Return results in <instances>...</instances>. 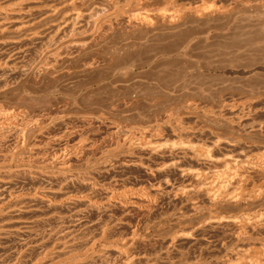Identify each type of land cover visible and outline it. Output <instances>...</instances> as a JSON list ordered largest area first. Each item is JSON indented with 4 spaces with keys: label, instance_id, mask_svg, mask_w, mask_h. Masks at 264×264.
<instances>
[{
    "label": "rangeland",
    "instance_id": "obj_1",
    "mask_svg": "<svg viewBox=\"0 0 264 264\" xmlns=\"http://www.w3.org/2000/svg\"><path fill=\"white\" fill-rule=\"evenodd\" d=\"M71 1L46 0L43 4L48 9L55 10L53 5L60 9L43 18L52 11L37 7V0H0L1 12L23 8L21 19L12 17L16 21L10 29L17 27L21 20L31 23L38 18L25 30L17 32L13 27L11 31L0 30V63L5 62L11 49L23 50L18 59L0 64V76L16 64H31L34 51L43 43L41 39L30 42L26 38L39 30L44 34V41L52 38L49 50H62L67 55L57 66L62 70L58 79L53 80L49 73L40 70L43 66H38L25 76L26 85L36 82L74 89L81 80L106 77L100 82L102 86L97 83L91 86L95 93L93 89L84 91L83 98L55 94L56 98L30 97L32 101L22 92L24 87H15L19 79L23 82L20 71L16 72L18 75L6 76L5 80L11 85L3 88L4 94L0 89V107L4 110L28 99L20 104L32 106L33 111H45V114L46 111L62 114L65 110L64 116L68 117L63 118L61 124L54 122L55 127L49 124V132L45 130L40 135L38 131L43 125L29 123L28 126L25 124L28 122L19 125V128L25 125L24 129L21 127L25 131L21 134L25 136L23 146L20 129H14L16 133L20 131L17 134L12 129L0 132V206L6 207L18 199L0 219V264H30L33 260L34 264L37 257L36 264L79 261L81 264H125L128 254L135 256L137 264H156L153 260L164 255L171 256L173 264H180L181 255L194 263L198 260L197 264L223 258L226 253L223 244L230 241L233 231L227 228L199 230L202 221L215 209L204 207L194 211L181 196L161 194L159 181L161 184L169 178V184L175 188L180 183L178 172L168 168L158 170L156 164H160L162 158L148 157L141 148H134L132 139L202 141L213 144L216 155L226 151L234 155L264 152V0H119V8L111 0ZM134 14L140 19L129 20ZM147 15L152 18L151 22L142 21ZM40 16H43L41 20ZM191 38H195V42L191 43L190 56L165 59L162 66H167V71L161 75L144 71L132 73L120 68L112 76V63L121 67L138 63L152 53L167 55ZM6 41H10L9 44ZM91 62L93 65H88ZM19 96H23L21 100ZM67 120L77 125V132ZM66 128L72 133L68 135ZM34 136L39 137L34 139ZM32 138L34 143L31 144ZM215 139L224 144L220 142L222 145L219 143L216 147L218 145L212 143ZM70 144L80 151L73 146L71 149ZM66 146L70 149L68 152ZM61 157L68 158L65 164L70 165L58 171L54 165L59 160L64 161ZM90 190L95 196L93 199L85 197V192ZM111 191H115L114 198L106 204L103 199ZM127 191L133 192L138 202L127 203L116 195V192L127 194ZM71 193L75 197L67 199ZM223 208L224 212L231 211L230 207ZM180 227L197 228L195 239H180L170 247V237ZM66 236L76 242L72 247L71 240V249L61 246ZM92 240L97 241L90 242ZM261 242L263 238L259 237L250 244ZM87 245H92V249L85 251L91 248ZM100 248L105 251L101 256ZM73 252H76L74 256ZM93 255L98 257L91 261ZM145 258H149V262ZM158 263L167 264V261Z\"/></svg>",
    "mask_w": 264,
    "mask_h": 264
},
{
    "label": "bare ground",
    "instance_id": "obj_2",
    "mask_svg": "<svg viewBox=\"0 0 264 264\" xmlns=\"http://www.w3.org/2000/svg\"><path fill=\"white\" fill-rule=\"evenodd\" d=\"M45 1L46 0H37L36 6L37 7H41V8L45 7V8L48 9L49 7L47 5H45V4H43V2H45ZM74 1H77V0H72L71 2H74ZM111 1L114 2L116 8L120 7V4H119L120 1L119 0H111ZM64 5H66V4H64ZM53 6H54L53 9H55V10L57 8H59L58 6L57 7H55V5H53ZM59 9H57V10H59ZM55 10L52 11V9H48V11L49 12L52 11V13L47 14L46 12H44V13H46L47 16L44 14L45 16L44 17L40 16L39 20L42 19L41 17H43V18L47 17L48 18V16L52 15L54 12L57 11V10L56 11ZM120 10H122V9H120ZM22 11H23L22 6L21 7H15L14 9H12L9 12H3V11L1 12L0 11V30L1 31L3 30V32H4V30H5V32H6V30L7 31L8 30L11 31L12 27L15 26V25H13V23H14V21H16L13 18L14 17L15 18L19 17L20 18L22 16ZM121 16L124 17L125 16L124 13H122ZM161 16H168V15H166L164 13H161ZM133 18L135 20L140 19V17L138 15H136V14L131 15V16L128 17V19L131 20V21L133 20ZM37 19H35V20H37ZM35 20L33 19L32 22L35 21ZM65 20L67 21L66 17H65ZM142 21L143 22H148V21L151 22L152 18H150V16L147 15V16H145L143 18ZM19 23H17V24H19L17 27H15V28L13 27V29L15 31H17V32L21 31V30H25L31 24L29 21H22V20ZM10 25H13L11 27V29H10ZM58 29H59V27H58ZM0 33H2V32H0ZM18 34H20V33H18ZM43 35H44L43 32L39 31V30L31 32L30 34H28V36L26 38L27 41L30 40V42H33V41H37V40L41 39L42 43H43L42 46L34 51L33 58H31L32 60L29 62L31 64H28V65L23 64L21 66H17V64H16L12 68L10 67L11 69H9V71L7 69L8 72H6V73L4 72L0 76V82L5 80L7 75L9 76V74L12 75V73H16V72L19 73V71H20L21 74H19V75H23L22 76L23 80L21 79V81H23V82H19L20 81V79H19L18 80V84L15 83V82H13V83H15V85L17 84V86H15L16 89L24 87V89H22V92L25 93L26 95H28L29 99H31L33 97L37 98V97H44V96L45 97L46 96H50V97H55L56 98L57 96H55V94H62V95H65V96H71L73 98L74 97L78 98V97H82L81 95H84L83 94L84 91L85 92H86V90L91 91V89L94 90V87L91 88V86H94L96 83L100 84V85L102 84L100 82L104 81L103 79L106 78V77H100V78H97V79H88L86 81L81 80L82 82H80V83L78 82V84H77V82L75 83V84H77V86L75 85V87H74V85H73L74 89L71 86H70L71 89H66L67 87L63 88V87H60L58 85H56V86L55 85L54 86L53 85L52 86H48V85H43V84L36 83V82L34 84L33 83H28L29 85H26L28 80L25 79V78H27L25 76L28 75L32 70H34L35 67H38V66L39 67L43 66V69H40V70L41 71L43 70L42 72H44V73H49L53 80L58 79V77L61 76L60 74H62V72H61L62 70L58 69L57 66L60 63V61L62 60V58L67 55V52L62 51V50H58V51L49 50L48 45L52 41V38L51 39H47V40L44 41L43 40V38H44ZM192 39L193 38L189 39L188 42L186 41V42L180 44L179 46H177L173 50V52H171L170 54H167V55L166 54H159V53H152L146 59H144V60H142V61H140L138 63H132V64H128V65L121 66V67L117 66L114 63H112V64H110V66H111L110 69L112 70V76H115L117 74V72H119L120 68L128 69L132 73H136L138 71H140V72L144 71V72H152L153 74L161 75V72L167 71V66H162L163 61L165 59L171 58V60H173L175 58V60H178V59L190 56L189 50L191 49V43L195 42L194 41L195 38L193 40ZM10 41H12V40H10ZM6 42H8V41H6ZM9 42H8V44H9ZM22 51H23L22 49H17V48L11 49V51L8 52L7 58L5 59V62L3 64H8L7 63L8 59H10V60L11 59H14V60L18 59L20 57V54L23 53ZM1 59H4V58H1ZM2 61H4V60H2ZM0 64L3 65L2 63H0ZM88 65H93V63L91 62ZM16 78H18V77H16ZM6 80L4 81L5 83H3V85L1 84L0 89H3V88L7 89L11 85L8 82L9 80H7V81ZM15 80H17V79H15ZM20 86H22V87H20ZM97 86H99V85H97ZM3 90H2L3 92L2 91L1 92L3 94H4V92L6 93L5 89H3ZM93 90H92V92L95 93V90L94 91ZM89 93L90 92H88V94ZM94 93H93V95H94ZM20 94H21V92H20ZM25 94H24V96H25ZM0 95H2V94L0 93ZM19 97H20V100H21V98L23 96L22 97L19 96ZM90 97H91V95H90ZM78 99H76V100L78 101ZM94 99L95 98L93 97V100ZM24 100L25 101L26 100L29 101L28 99H24ZM24 100H22V102L20 101V103H23ZM76 100L74 99V101H76ZM20 103L15 102V104H17V105L11 106L10 109H6L5 108L6 110H4V108L0 107V132L1 131L3 132L4 129H6V131H8V132H11V131L7 130V129H12L13 132H14V129L17 130V128L21 130V127L23 125L20 128H19V125H21V124H23L25 122H28V123H25L26 125L28 124V126H29V123H30V125L31 124H36V125H38L40 127H41V125H43L40 128V131H38L39 135H40L43 132H45V130L48 131L47 129L50 128L49 124H51V126H52V125H55L54 122L55 123L56 122L59 123V121H60L59 124H61V121L63 120V118L66 117V116H64V113H66L65 110H64V113H63V110H62V114L61 113L60 114H55L56 111L54 112V114H52V113L49 114V112L47 113V111H46V114H45L44 110H43L44 113L42 111H40V110L39 111L42 112V113L37 112L36 111L37 109L35 111H33L34 109L31 110V107H32L31 103L29 105V103L27 102L28 105L31 106V107H29L30 109L27 106L25 107V106H23ZM82 116H83V114H82ZM67 117H66V119H67ZM85 118L86 117H84V119L82 118L83 121L85 120ZM90 118L92 119V116ZM66 119H64V120H66ZM67 121L69 122V120H67ZM62 122H64V121H62ZM58 123H56V125ZM69 123L73 124L72 122H69ZM46 126H47V128H46ZM52 127H55V126H52ZM73 127H75V125ZM76 127H77V125H76ZM64 130L66 131V133L68 135L72 133L71 129L66 128ZM76 130H77V128L75 129V131ZM65 131H64V133H65ZM18 132L20 133V131H18ZM22 132L24 133L25 131L21 130V133L19 134L20 136H21ZM14 133H16V132H14ZM66 133H65V135H66ZM32 134H35V133L32 132ZM62 134H63V132H62ZM62 134H61V136H62ZM19 135H16V136L18 137ZM31 135H30V137H31ZM46 135H48V134H46ZM48 136H50V135H48ZM24 137L21 136V138L23 139L22 141H20V143L22 142V144H21L22 146L24 144L23 143L24 139H25ZM37 137H39V136H37ZM37 137L35 138V136H34V139H37ZM44 137H46V136H44ZM26 138H27V136H26ZM56 138H59V137H56ZM218 138H220V137H218ZM64 139H62V141ZM140 139L141 138H136L134 140L132 139V141H133L132 144L134 145V148H136V147L141 148L142 150H144V152L149 154L148 157H150V158H151V156H154V157H157V158L161 157L162 158L161 163L158 162L160 164H156L158 170H165L163 168H168V170L169 169H171V170L173 169V170H175L174 172L177 171L180 174L179 175L177 173V175L180 177V180H179L180 183H178L179 185H175L177 187V189H176V187L174 188V187H172L169 184L170 181H169L168 177H167L168 179H166L164 177L163 181H165V179H166V181L165 182L162 181L163 183H161V184H160V181H159V185H160V188L162 190L161 194L163 192V193H167V194H172L173 193V195H175L176 197H177V195L181 196L180 198H183L184 199L183 201H185V203L190 204V205L193 206L192 210H194V211H199V209L204 208V207H208V208L213 209V210L215 209L214 213L211 212V214L208 215L209 217H207V218L205 217L206 218L205 221H202L203 223L201 225L199 224L200 225V227L198 228L199 230L206 232V230L209 231V229L213 230V229H219V228H221V229L227 228V229H231L233 231V235H232V237H231V239L229 241L230 244H227L229 242H225L223 244L225 246L223 249H225V251H226L225 256L223 258H217L216 257V259L214 258L212 260L207 261V263L206 262H203V263H205V264H264V152H258V153L249 152V153L243 154V155H241L240 153L239 154L237 153V155H234V152H233V154H226L227 153V151H226V152H224L225 154H222L223 155L222 156L220 154H217V155L215 154L214 148H212L213 144H212V146H210V145L206 144L205 142L201 143L202 141L201 142L200 141L195 142V141H190L189 139L186 140V138H184L185 140L183 138H176V139H172V140L159 139L158 141L153 142V141H151L149 139H148V141L147 140L146 141H142ZM220 139H217V140L215 139V142L213 141L212 143H214L215 146L218 145L216 147H219L220 145H222L220 143V142H222ZM19 140H20V137H19ZM32 140H33V138L31 139V141L29 140L31 142V144L33 142ZM60 140H61V138H60ZM17 141H18V138H17ZM66 141H68V139ZM80 141H82V140H80ZM129 142H131V141H129ZM219 143H220V145H219ZM82 144H85V143H82ZM79 145H80V142H79ZM27 146H28V143H27ZM72 146L70 144V148L71 147L73 149L77 148L76 150L80 151V148L78 149V147H76V146L74 147V145H72ZM132 146L129 145L128 147H132ZM79 147H81V146H79ZM82 147H84V146L82 145ZM68 149L69 148L67 147V149H66L67 152H68ZM66 150H64V151L66 152ZM76 150H74V151L71 150V152H75ZM136 151H138V150H136ZM60 153H58V154H60ZM135 153L136 152L134 150V154ZM228 153H230V152L228 151ZM65 154L66 153H64V155ZM127 154L129 155V153H127ZM54 155H56V154H54ZM60 156H61V154H60ZM129 156H131V155H129ZM56 157L58 158V155ZM65 158L64 159L62 158L64 161H62L61 163H60V160L58 159L59 163H57V165L56 164L54 165V169L57 168L58 171H59V169H62V168H64V169L66 168L67 169V166H69L70 163L66 166L65 161L68 158H66V160H65ZM55 161H53V162H55ZM66 162H68V161H66ZM105 162H107V161H105ZM107 163L105 165L109 164V163L108 164ZM53 164L54 163H52V165L51 164L50 165L53 167ZM64 169L62 171H64ZM68 169H69V167H68ZM62 171H60L59 173H61ZM152 171H153V169H152ZM64 173H65V171H64ZM169 185L171 187H169ZM159 189H158L157 192H159ZM155 190H156V188H155ZM150 192H151V190H150ZM85 193H86L85 197H87L89 199H93L95 197L93 195V193L91 192V190L88 191V192H85ZM111 193L105 198V200L103 199L104 203L107 204L108 202L112 201V198H114V195H115V191L114 192L111 191ZM118 193L116 192V195L121 196V199H122L121 201H124V202H127V203H134V202H138V200H139V199L137 200L135 198L136 196H134L133 192L129 191L127 194H124V195L123 194L119 195ZM151 193H155V191H152ZM17 195H20V194H17ZM72 197H75V194L71 193L66 198L67 199L69 198V199L72 200L73 199ZM16 200L18 201V199H16ZM16 200L13 203H11L8 206H6V207L0 206V219L4 218L3 216L6 214L7 209L12 204L17 202ZM71 200H69V201H71ZM146 201H148V200H146ZM108 206H109V204H108ZM110 206H111V203H110ZM223 206L228 207V208L230 207L231 211L224 212L225 209L223 208ZM222 208L224 209L223 211H222ZM101 209H103V208L101 207ZM189 213L191 214L190 211L188 212V214ZM188 214H186V215H188ZM195 231L197 232V228L193 229V227H192V229H190V228H186V227L185 228L184 227L183 228L180 227L178 230H176L174 232L173 236L170 237L171 238L170 239L171 240L170 247H171V243H176V241H178V240L180 241V239H182V240L183 239H192L193 240V238L195 239ZM71 234H69V236H71ZM102 236H103V234H102ZM259 237L263 238V242H261L259 245L250 244L252 241L258 239ZM64 238H63V240H64L63 243H61L62 245L61 244L60 245L63 248H66V247L69 246V249H71L70 245L73 242V240L69 239L67 236H66V238H68V239H66V238L64 239ZM71 240H72V242H71ZM81 240H83V239H81ZM74 241H75V239H74ZM78 241H79V239H78ZM95 241H97V240H92L90 242H95ZM121 241H122L121 243L124 244L125 240H124V242H123V240H121ZM128 242H130V241L128 240ZM59 243L57 245H59ZM75 243L76 242H73L72 247H73V245H75ZM125 243H127V242H125ZM84 244H85V242H84ZM90 244H93V243H90ZM130 244H131V242H130ZM241 244H243V246L246 245V244H248V245H246V247L240 248L239 246ZM94 245H96V244H94ZM87 246L91 247L92 245H87ZM84 247L82 246V248H84ZM92 247L91 248H86L85 247L86 248L85 251H87V249L91 250ZM82 248H80V249H82ZM117 248H120V247H117ZM122 248H124V247H122ZM62 249H59V250L62 251ZM66 249H68V248H66ZM66 249H63V250L65 251ZM129 250L130 249H127V251H129ZM61 251H58V252H61ZM103 251H104V248H100V250L98 251L100 256H101V253ZM88 252H85V253H88ZM169 252H170V249H169ZM169 252L167 253V255H169ZM70 253H72V252H70ZM75 253L73 252V256H74ZM125 253H126V251H125ZM55 254H56V252H55ZM78 254H82V253L78 252ZM133 254L135 255L136 253H133ZM57 255H58V253H57ZM96 255L95 256L93 255L91 257L92 259H90V260L92 261L94 258L98 257ZM155 255L157 256V254H155ZM43 256H44V254H43ZM62 257H64V256H62ZM66 257H67V254H66V256L64 258H66ZM79 257H80V255H79ZM170 257L171 256H169V257L166 256L165 257V255H164L163 258H160V256H159V258L155 257L156 259L153 260V261H155V263L156 262L158 263L159 261L160 262L167 261V264H168L169 262L172 263V261H174V260L171 261ZM125 258H126V263L125 264H137V260L135 259V256H133L132 254L131 255L128 254V256H126ZM140 258H142V257H140ZM150 258H152L151 255H150ZM52 259L54 260V258H52ZM60 259H59V261H60ZM36 260L38 262V260H39L38 257L36 258ZM78 260H79V258H78ZM142 260L141 261L144 262L143 258H142ZM146 261L149 262V258H147ZM193 261H195V260H193ZM32 262H34V260ZM32 262L30 264H32ZM51 262H53V261H51ZM55 262H57V261H55ZM79 262H77L75 264H79ZM87 262H88V260H87ZM197 262H198V260L196 261V263H194L192 261H189V260H187V258L185 259L183 257V255H181L180 264H197ZM36 263H34V264H36ZM80 264H81V262H80ZM150 264H152V263H150ZM158 264H161V263H158ZM162 264H164V263H162ZM199 264H200V262H199Z\"/></svg>",
    "mask_w": 264,
    "mask_h": 264
}]
</instances>
